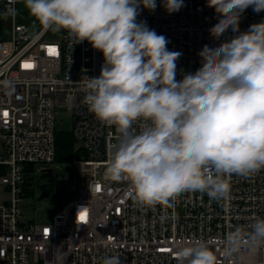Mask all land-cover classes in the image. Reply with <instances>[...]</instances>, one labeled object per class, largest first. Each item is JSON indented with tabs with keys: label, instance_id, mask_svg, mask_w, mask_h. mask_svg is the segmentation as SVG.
Returning <instances> with one entry per match:
<instances>
[{
	"label": "built area",
	"instance_id": "built-area-1",
	"mask_svg": "<svg viewBox=\"0 0 264 264\" xmlns=\"http://www.w3.org/2000/svg\"><path fill=\"white\" fill-rule=\"evenodd\" d=\"M21 2L0 0V11L14 9L7 20L0 18V81L8 82L0 85V185L7 193L0 200V264H101L111 254L120 264H175L172 244L182 237L209 240L218 264H264V246L250 249L245 241L232 256L223 252L226 233L264 217V169L246 178L233 174L227 199L184 192L176 203L138 204L127 180L103 178L107 145L117 133L83 102L84 78L99 75L102 54L86 40L75 44L66 31L46 30L36 20L32 28L18 23ZM156 2L154 11L142 9L137 19L165 35L170 51L182 53L178 75L205 62L210 38L231 34L214 30L222 17L216 0H184L170 14ZM261 19L264 11L249 6L240 29ZM56 108L71 115L81 188L50 223L36 224L22 219L21 206L32 167L55 162Z\"/></svg>",
	"mask_w": 264,
	"mask_h": 264
},
{
	"label": "clouds",
	"instance_id": "clouds-1",
	"mask_svg": "<svg viewBox=\"0 0 264 264\" xmlns=\"http://www.w3.org/2000/svg\"><path fill=\"white\" fill-rule=\"evenodd\" d=\"M222 17L214 30L226 35L204 45L206 60L177 74L181 52L138 20L156 0H23L46 30L66 31L75 44L87 41L103 56L98 76L84 78L83 102L113 126L103 178L127 180L138 204L178 202V194L203 192L227 199L233 174L248 177L264 169V19L240 29L249 6L264 11V0H216ZM167 13L184 0H160ZM14 12L0 11V18ZM7 81H0L6 85ZM247 243L264 246V217L235 227L223 237L232 256ZM175 264H218L207 239L177 238ZM101 264H120L118 254Z\"/></svg>",
	"mask_w": 264,
	"mask_h": 264
},
{
	"label": "rangeland",
	"instance_id": "rangeland-1",
	"mask_svg": "<svg viewBox=\"0 0 264 264\" xmlns=\"http://www.w3.org/2000/svg\"><path fill=\"white\" fill-rule=\"evenodd\" d=\"M7 18H1L7 20ZM16 21L26 24L28 27L31 21H35L28 10L24 7L23 2L16 6ZM55 129L56 131L70 132L72 122L71 115L68 111L55 109ZM79 144H74L76 151ZM42 168H49L50 172H40ZM66 168L73 171L72 179L68 178ZM81 171L76 163H60L54 162L47 167L35 164L32 167V173L28 176V184L30 190L26 193L21 206L22 219L24 221L34 222L36 224L50 223L55 213L62 208L68 201L72 200L79 194L81 188ZM83 181H86L83 180ZM41 192L47 194L46 197L38 200ZM7 193L4 186L0 185V200H5Z\"/></svg>",
	"mask_w": 264,
	"mask_h": 264
},
{
	"label": "trees",
	"instance_id": "trees-1",
	"mask_svg": "<svg viewBox=\"0 0 264 264\" xmlns=\"http://www.w3.org/2000/svg\"><path fill=\"white\" fill-rule=\"evenodd\" d=\"M74 140L68 131H56L55 133V162L71 163L79 157L74 150Z\"/></svg>",
	"mask_w": 264,
	"mask_h": 264
},
{
	"label": "water",
	"instance_id": "water-1",
	"mask_svg": "<svg viewBox=\"0 0 264 264\" xmlns=\"http://www.w3.org/2000/svg\"><path fill=\"white\" fill-rule=\"evenodd\" d=\"M50 171L51 170L49 168H42L40 170V172H50ZM66 171L68 173V178L69 179H72V177H73V171H72V169L71 168H66ZM46 196H47V194L45 192H41V194L38 197V200H40V199H42V198H44Z\"/></svg>",
	"mask_w": 264,
	"mask_h": 264
},
{
	"label": "crops",
	"instance_id": "crops-1",
	"mask_svg": "<svg viewBox=\"0 0 264 264\" xmlns=\"http://www.w3.org/2000/svg\"><path fill=\"white\" fill-rule=\"evenodd\" d=\"M33 26H34V23H33V21H31L30 28H32Z\"/></svg>",
	"mask_w": 264,
	"mask_h": 264
},
{
	"label": "bare ground",
	"instance_id": "bare-ground-1",
	"mask_svg": "<svg viewBox=\"0 0 264 264\" xmlns=\"http://www.w3.org/2000/svg\"><path fill=\"white\" fill-rule=\"evenodd\" d=\"M79 214H80V216L82 215V214H81V210H79ZM81 219H82V218H81Z\"/></svg>",
	"mask_w": 264,
	"mask_h": 264
},
{
	"label": "snow or ice",
	"instance_id": "snow-or-ice-1",
	"mask_svg": "<svg viewBox=\"0 0 264 264\" xmlns=\"http://www.w3.org/2000/svg\"><path fill=\"white\" fill-rule=\"evenodd\" d=\"M7 113H5V115H6ZM81 218L83 219L84 217H83V214L81 215Z\"/></svg>",
	"mask_w": 264,
	"mask_h": 264
}]
</instances>
